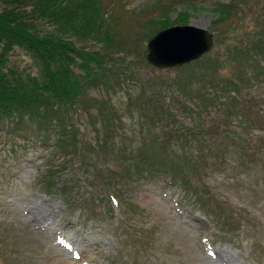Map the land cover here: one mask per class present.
I'll return each mask as SVG.
<instances>
[{
    "label": "rangeland",
    "instance_id": "obj_1",
    "mask_svg": "<svg viewBox=\"0 0 264 264\" xmlns=\"http://www.w3.org/2000/svg\"><path fill=\"white\" fill-rule=\"evenodd\" d=\"M98 2L111 12L109 22L118 41L110 40L106 47L112 53L122 42L128 56L121 64L129 63L126 68L130 69L126 75L122 71L101 73L75 109H42L41 117L49 124L44 130L26 118L22 119L28 124L10 136L4 135L6 128H0V264H264V129L247 135L246 98L241 96L236 105L226 102L207 113L199 106L197 95L189 100L178 91H166L170 103L179 102L180 123L195 130L199 140L191 137L187 145L174 144L163 154L175 156L177 167L187 169L194 165L191 161L186 165L187 158L198 160L204 150H212L213 157L201 168V176L190 177L200 189L205 207L216 216L203 217L183 199L175 182L153 173L148 177L145 169L141 171L145 168L142 158L152 152L153 139L164 134L161 129L169 125L163 122L161 112L156 120L141 116L142 103L145 112L150 100L139 96L154 80V84L176 81L179 74L175 70L184 67L160 69L145 61V65H136V58L145 60L148 41L174 26L206 30L213 35L214 46L205 56L218 55L225 45L244 41L241 34L256 30L264 0ZM219 9H223L220 14ZM118 24L121 30H117ZM97 33L105 40L107 33L98 22ZM82 46L102 47L92 43ZM9 64L26 71L36 68L33 59L20 51L8 57ZM148 87L144 88L147 93ZM151 89L156 103L163 102L162 92ZM214 94L210 91L202 99ZM182 102L188 107L191 104L193 110L184 111ZM240 113L245 116L239 118ZM54 116L73 123L78 141L58 140L50 121ZM215 125L221 135L228 132V139L208 131ZM102 141L114 144L104 148ZM61 145L67 148L61 149ZM59 152L70 157H57ZM49 176H53L49 181L53 191L44 194L39 184ZM110 185L113 189L105 190ZM61 186L75 197L70 210L63 205L66 199ZM88 194L92 212L78 204L80 198L85 203ZM230 217L237 229L233 233L220 231L219 222L232 224Z\"/></svg>",
    "mask_w": 264,
    "mask_h": 264
},
{
    "label": "trees",
    "instance_id": "obj_2",
    "mask_svg": "<svg viewBox=\"0 0 264 264\" xmlns=\"http://www.w3.org/2000/svg\"><path fill=\"white\" fill-rule=\"evenodd\" d=\"M98 1L0 0V128H6L7 131L4 135L10 136L13 131L20 129V126H22V130L24 125L28 124L22 118L36 124L38 130H44L49 124L46 123L47 119L43 120L41 117L42 109L57 106L62 107L64 112L75 109L76 105L84 101L90 84H94L101 73L122 71L123 75L128 74L127 71L130 67H126L129 66V63L124 64L127 66L121 64L124 57L128 56L121 47L122 42L116 45L112 53L106 47L110 40L118 41L114 40L116 36L113 31V23L109 22V17L111 20L113 16L110 15L111 12H108L109 9L105 11L103 5ZM111 8L115 10L114 5ZM101 9L103 15H100ZM222 10L219 9L218 13L220 14ZM97 22L98 26L105 29L107 33L104 35L105 40L103 41L98 37ZM256 25V30L240 35L244 41H240L239 44L225 45L218 55L204 56L202 61L200 59L193 62L195 66L185 65L183 69L175 70L178 72L180 80L178 78L171 82L166 80L169 84H154L155 80L149 83V86L162 92L160 95L163 102L156 103L152 98L155 95V90L148 86H144V88H150L149 93L145 92L143 88L142 94L139 96L150 100L145 112L142 109L146 104L142 103L141 116L156 120L160 119L157 117L161 112L165 116L163 122L169 125V127L161 129L164 134L153 139L152 152L144 154L142 163L145 168H142L141 171L145 169L144 173L148 177L152 173L168 176L172 181L178 183L183 193L195 196L193 202L199 206L198 209L204 216L216 217L212 210L205 207L204 199L199 194L200 189L192 183L190 177L201 176V168L206 167L208 159L213 157L212 150H204L198 160L187 158L186 165L190 161L195 165L191 164L187 169L184 165L179 166L180 168L177 167L175 156L163 154V151H167L174 144L187 145L191 137L199 140L195 130H189L180 123L178 119L180 111L179 107H176L179 102L170 103L169 98L166 99L168 97L166 91L171 94L178 91L189 100H192V96L197 95L200 100L199 106L207 113L214 112L226 102L236 105L239 102L238 98L244 96L247 109L245 120L249 121L247 135H251L257 129H264V13L260 14ZM121 27L118 24L117 30H121ZM221 41L218 39L217 42ZM82 43L83 45L85 43L100 44L102 47L87 48L82 46ZM17 50L26 53L33 59L36 64L35 71H26L8 65V57L14 52L18 54ZM87 50L90 53H86ZM38 58L41 62L38 61ZM136 59L138 60L136 65H145L142 56ZM53 63L56 65L49 68V65ZM130 65L133 66V64ZM45 68H49L48 71ZM134 69L137 71L135 67ZM226 70H229L227 76L224 75ZM196 86L199 87V90L195 89ZM210 91H215V94L208 97V100L202 99L205 98V95L207 97ZM181 105L184 111H187V108L193 110L191 104L188 107L186 103L182 102ZM195 107L197 108L196 105ZM242 114H238V117L243 118L245 115ZM53 119L50 121L55 126L54 130H57L58 140L72 138L73 142L78 141L73 123L70 121L67 123L65 118L59 116H54ZM214 127L216 128L208 131L212 130L214 135H221V129L216 125ZM0 131L2 133V130ZM14 133L16 134V132ZM112 134L111 131L110 135ZM227 135L228 132L221 136L228 139ZM109 139L113 142V138L109 137ZM96 143L100 144V142ZM113 144L102 141L104 148L112 147ZM66 148L61 145V149ZM59 153L56 154L58 157L63 154L64 157H70V154ZM157 156L160 159H155ZM48 157L50 158V154ZM186 170L187 172L184 174L177 175ZM203 170L205 171V169ZM52 178L53 176H49L42 179L41 185L47 192L53 190V185L49 182ZM110 187H114V185L105 188ZM66 188H64V193H67ZM67 207L71 208L70 203H67ZM231 220L232 224L229 225L226 221L219 222L222 231L232 233L237 229V224L232 218Z\"/></svg>",
    "mask_w": 264,
    "mask_h": 264
},
{
    "label": "water",
    "instance_id": "obj_3",
    "mask_svg": "<svg viewBox=\"0 0 264 264\" xmlns=\"http://www.w3.org/2000/svg\"><path fill=\"white\" fill-rule=\"evenodd\" d=\"M213 45V35L206 30L174 26L159 31L148 41L145 60L160 69L180 68L201 59Z\"/></svg>",
    "mask_w": 264,
    "mask_h": 264
},
{
    "label": "bare ground",
    "instance_id": "obj_4",
    "mask_svg": "<svg viewBox=\"0 0 264 264\" xmlns=\"http://www.w3.org/2000/svg\"><path fill=\"white\" fill-rule=\"evenodd\" d=\"M194 27V26H193ZM60 192L63 194V197L66 199L67 202H74V198L67 193H64V188L63 186L60 187ZM81 204V203H80ZM63 244V243H62ZM65 244V243H64Z\"/></svg>",
    "mask_w": 264,
    "mask_h": 264
}]
</instances>
